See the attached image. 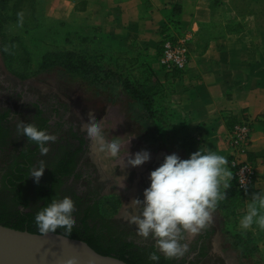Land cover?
Listing matches in <instances>:
<instances>
[{"label": "rangeland", "instance_id": "rangeland-1", "mask_svg": "<svg viewBox=\"0 0 264 264\" xmlns=\"http://www.w3.org/2000/svg\"><path fill=\"white\" fill-rule=\"evenodd\" d=\"M47 1L0 0V116L8 112L9 120L4 126L7 134L3 135L6 136L7 150L5 153L0 152V209L16 210L14 195L3 186V177L7 171L8 157L29 145V141L17 133V119L25 124L31 123L37 113L36 104L45 109L47 117H51V102L54 101L62 107L65 129L63 131L52 125L49 134L60 130L67 134L69 128L73 127L74 131L85 135L81 131V123L87 122L91 111L97 121L103 119L106 137L109 140L120 138L125 145L120 159L127 158L126 152L134 154L143 150L150 153V160L142 166L122 171L119 159L98 161L91 154L86 139L87 143L78 157L80 165L76 169L91 175L93 188H88L81 180L73 182L70 179L66 183L68 197L74 193L86 197L95 189L98 213L140 239L135 226L124 218V205L134 197L143 199L142 193L150 184L149 173L163 163L166 155L176 153L181 159L189 158L196 151L193 142L188 137H175L171 130L164 133L161 130V118H149L147 114L145 118H134L127 114L134 100L124 89L125 81L139 79L148 87L155 85L154 78L144 73L143 62L117 55L112 45L104 39H98L92 29L55 22L50 16ZM242 1L249 3L247 13L250 10L251 13L255 12L250 15L255 28L263 31L264 6L263 9L257 8L259 2L254 5L252 0ZM18 13H23L22 26H18ZM6 48L8 51H5ZM67 51L86 57L89 66L78 74L66 71L60 61L41 69L44 62H54L58 55ZM134 60L137 62L134 63ZM17 94L24 97L23 114L17 112L22 101ZM31 102L36 103L31 106ZM53 156L41 159L45 162V170L52 163ZM123 175L127 179L122 188L116 176L122 179ZM32 183L34 206L37 199L34 197L35 183ZM227 212L226 208L218 205L210 225L215 230L210 241L213 263L264 264V230L254 225L245 232Z\"/></svg>", "mask_w": 264, "mask_h": 264}, {"label": "crops", "instance_id": "crops-1", "mask_svg": "<svg viewBox=\"0 0 264 264\" xmlns=\"http://www.w3.org/2000/svg\"><path fill=\"white\" fill-rule=\"evenodd\" d=\"M47 4L55 22L92 29L117 55L138 59L144 69L156 72L161 86L155 108L166 106L174 136L188 137L196 151L204 146L227 157L232 172L225 137L242 115L248 116V158L258 168V181L251 188L253 194L264 192V40L247 13L248 2L48 0ZM167 31L193 37L191 61L171 83L163 71L158 72L156 62ZM127 114L145 118L146 113L143 104L134 101ZM252 195L234 211V223L239 224Z\"/></svg>", "mask_w": 264, "mask_h": 264}, {"label": "clouds", "instance_id": "clouds-1", "mask_svg": "<svg viewBox=\"0 0 264 264\" xmlns=\"http://www.w3.org/2000/svg\"><path fill=\"white\" fill-rule=\"evenodd\" d=\"M22 24L23 13H18V26ZM16 130L38 147L41 156H46L49 145L57 141L56 135L39 129L34 123L25 124L17 119ZM81 131L98 161L119 159L123 171L140 167L150 160V153L143 150L134 154L126 152L127 158L120 159L125 145L120 138L109 140L103 131V119L97 121L91 111L87 122L81 123ZM228 164L227 157L201 146L187 159H181L176 153L166 155L163 163L149 173L150 184L142 193L143 199L134 197L124 205V218L135 226L136 235L141 240L154 241L156 252L149 255V260L158 261L157 253L167 260L183 257L189 249V244L184 241L199 235L213 223L214 213L219 203L227 198L226 190L231 187L233 172ZM44 170L43 160L38 167L30 169L29 176L34 183H39ZM116 177L122 188L125 187L127 176ZM75 210L70 197L53 198L35 215L40 235L54 234L58 228L65 230V236L70 235L76 223ZM254 225L264 230V192L252 195L239 219V227L245 232ZM68 264L74 262L70 260Z\"/></svg>", "mask_w": 264, "mask_h": 264}, {"label": "trees", "instance_id": "trees-1", "mask_svg": "<svg viewBox=\"0 0 264 264\" xmlns=\"http://www.w3.org/2000/svg\"><path fill=\"white\" fill-rule=\"evenodd\" d=\"M254 5H257V3ZM262 6H264V0H261L256 7L262 8ZM248 14L252 15L255 12L251 13L250 10ZM258 30L260 39L264 40V30L261 31L259 28ZM58 61H60L66 71L72 74H78L89 66L86 57L74 51H67L58 55L54 62H44L41 69L47 68ZM144 73L154 78V86L148 87L147 85H143L139 79H134L135 81L126 80L124 89L134 101H139L143 104L145 113L149 118H161V130L164 133H168L172 128V123L169 120L166 106L162 105L159 109L153 110L161 84L157 75L150 68L145 67ZM179 75L178 73L171 76L166 75V79H168L166 81L171 83ZM160 93L164 96L163 89ZM34 107L37 113L34 115L31 123L49 133L50 128L53 127L50 123V118L46 116L40 108L41 106L36 104ZM7 115L8 112L0 116L1 153L6 152L8 145L6 143V136H3L7 134V131L4 132L6 130L4 126L9 121ZM54 124L58 128L62 127L57 122H54ZM54 135L57 136V141L49 145L50 151L46 156H41L38 147L32 141H29V145L25 149H21L19 153L14 152L13 155L8 157V166L3 177V186L7 191L13 193L16 210L8 211L5 207H2L0 209L1 225L40 234L35 224L36 213L50 204L53 198L59 200L65 196L68 197L66 194L68 190L66 183L71 177H73V182L81 180L85 182L88 188H93L92 181L90 179L82 180L83 173L76 171L77 154L82 151L83 146L87 143L85 135L78 131L74 132L73 127L69 128L67 134H64L60 130ZM52 154H54L52 163L44 170L39 183H35L36 194L34 197L37 200L35 205L32 206L31 188L34 184L32 183L33 179L29 176L30 169L34 166L38 167L41 159H48ZM226 192L227 198L221 201L219 206L228 210V216H233L234 211L243 205L244 199L253 194L251 187L244 191L237 190L234 185V178L231 181V187ZM96 195L97 191L95 189L86 197L77 193L72 194L70 198L75 203L76 210L73 215L76 223L71 234L67 237L82 240L96 252L102 255L117 257L127 264H199V259L206 256L207 250L203 244L215 233V230L210 227L197 236V240L189 245L188 252L183 257L167 260L162 254L157 253L160 256L158 261L149 260V255L156 252L154 241L149 243L146 242L147 240L134 238V234L117 227L111 219L101 216L97 209ZM64 232L63 228H58L56 231V233L62 235H64ZM198 241H202L203 243L199 253L196 257L190 258L191 254L197 249L196 245Z\"/></svg>", "mask_w": 264, "mask_h": 264}, {"label": "water", "instance_id": "water-1", "mask_svg": "<svg viewBox=\"0 0 264 264\" xmlns=\"http://www.w3.org/2000/svg\"><path fill=\"white\" fill-rule=\"evenodd\" d=\"M127 264L86 242L54 233L41 236L0 224V264Z\"/></svg>", "mask_w": 264, "mask_h": 264}, {"label": "built area", "instance_id": "built-area-1", "mask_svg": "<svg viewBox=\"0 0 264 264\" xmlns=\"http://www.w3.org/2000/svg\"><path fill=\"white\" fill-rule=\"evenodd\" d=\"M193 37L191 34L175 35L166 32L162 38L158 64L165 75L181 74L191 61ZM251 120L242 115L231 129L225 141L231 151L230 164L233 168L234 185L237 190L244 191L258 181V168L248 158L251 143Z\"/></svg>", "mask_w": 264, "mask_h": 264}, {"label": "flooded vegetation", "instance_id": "flooded-vegetation-1", "mask_svg": "<svg viewBox=\"0 0 264 264\" xmlns=\"http://www.w3.org/2000/svg\"><path fill=\"white\" fill-rule=\"evenodd\" d=\"M18 96V98H20L22 101L20 102V105H19V109H18V114H23L24 113V104H25V101H24V97L22 96V94L20 95V94H17ZM34 103H36V102H31V106H33V105H35ZM51 107H52V113H51V117L49 116V118H50V123H51V125H53V126H55V124H54V122H57V123H59V125L61 124L62 125V127H61V130H63V129H65L64 127H65V121H64V117H63V110L61 109L62 107H61V105H59L58 103H55L54 101H52L51 102ZM42 110H43V112L45 113V109L41 106L40 107ZM64 131V130H63ZM74 131V130H73ZM75 132V131H74ZM85 140H86V138H85ZM83 148H84V146H83ZM82 148V149H83ZM79 154L80 153H78L77 154V158L79 157ZM78 164V165H77ZM77 164H76V168H78L79 167V165H80V163H78V161H77ZM76 171H77V169H76ZM83 173V175H82V180L83 179H91V175H88L87 173H85L84 171L82 172ZM70 179H73V177H71ZM69 179V180H70ZM210 227V226H209ZM211 228V227H210ZM197 236L198 235H196V236H194V237H191V238H189V239H187L186 241H184V242H187L189 245H191V244H193L194 243V241H196L197 240ZM153 240H151V239H148L146 242H152ZM210 241H211V238L210 239H208V240H206L205 242H204V244L202 243V241H198V243H197V249L195 250V252H193L192 254H191V256H190V258L191 257H196L197 256V254L199 253V250H200V248H201V246H202V244L205 246V248H206V250H207V252H206V256H204L203 258H200L199 259V264H225V263H223V262H216V263H213V261H212V252H211V248H210ZM207 260H209V261H207Z\"/></svg>", "mask_w": 264, "mask_h": 264}]
</instances>
